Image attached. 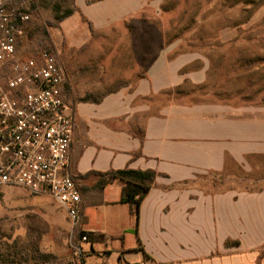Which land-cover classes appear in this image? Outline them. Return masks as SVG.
I'll return each mask as SVG.
<instances>
[{"label":"crops","instance_id":"1","mask_svg":"<svg viewBox=\"0 0 264 264\" xmlns=\"http://www.w3.org/2000/svg\"><path fill=\"white\" fill-rule=\"evenodd\" d=\"M76 6L79 11L61 23V38L54 35L75 116L69 170L74 177L123 169L157 173L140 208L138 232L135 219L131 228L138 245L130 246L126 256L139 259L119 257L117 264H258L264 189L206 194L191 183L199 174L223 172L227 159L246 168L251 159L264 157V103L171 98L188 82L208 84L210 60L198 53L173 55L176 45L164 44L155 25L137 17L145 7L132 11L114 0L93 5L76 0ZM120 26L128 31L115 33ZM113 40L120 41L119 48H110ZM119 59L124 65H116ZM195 63L201 65L190 69ZM83 183L93 187L96 181ZM123 185L107 186L102 205L129 206L120 203ZM99 201L92 191L83 198L84 229L97 233L91 243L95 255L102 253L95 247L107 237L90 226L87 213ZM174 228L187 246L200 250L185 259L159 257L152 238L161 245L164 233ZM121 233L124 241L127 232ZM228 241L239 244L228 247ZM140 245L145 253L137 250ZM106 255L108 264L111 256Z\"/></svg>","mask_w":264,"mask_h":264},{"label":"rangeland","instance_id":"2","mask_svg":"<svg viewBox=\"0 0 264 264\" xmlns=\"http://www.w3.org/2000/svg\"><path fill=\"white\" fill-rule=\"evenodd\" d=\"M24 2L30 19L23 27L20 51L28 57L32 51L50 47L51 41L55 43L54 35L60 39L61 33L58 31L60 26H49L48 21L52 19L50 9L43 10L37 17L30 14V1ZM116 3L129 6L132 11L145 7L137 17L152 22L162 35L164 44L176 45L173 55L198 53L210 60L208 84L198 86L188 82L172 92L171 98L192 103L208 100L233 105L264 103V0H114ZM40 27L43 28L38 30ZM127 31L125 26L114 30L117 34ZM109 43L110 48L120 47L119 40ZM123 63L119 59L116 65ZM200 65L195 63L190 69ZM130 69L129 63L128 71ZM114 81L117 80L112 79ZM250 164L244 168L232 162L224 172L199 174L191 187L206 194L232 189L256 193L264 189V157L251 159ZM90 179L98 180L95 176ZM115 197L113 192L111 198ZM93 199L96 200V197ZM87 217L90 226L102 230L107 237L105 244L95 247L102 253L95 255L88 246L87 260L90 264H106L107 252L111 256L108 264H117L119 257L122 260L139 259V256H126L130 246L138 245L131 230L134 217L129 206L92 207ZM71 228L67 213L51 197L32 195L16 187L1 189L0 264H34L40 254L65 258L70 253L68 241ZM124 231L127 233L123 241L119 235ZM164 234L165 237L160 234L164 238L162 246L160 239L152 238L151 246L159 257L185 259L200 250L187 246L182 240L183 233L175 228ZM259 252L264 255V247ZM254 254L248 253V256Z\"/></svg>","mask_w":264,"mask_h":264},{"label":"built area","instance_id":"3","mask_svg":"<svg viewBox=\"0 0 264 264\" xmlns=\"http://www.w3.org/2000/svg\"><path fill=\"white\" fill-rule=\"evenodd\" d=\"M25 0H0V192L16 187L49 196L72 226L70 253L34 264H90L94 231L82 225V196L69 170L75 116L64 86V71L48 53L21 57L18 45L30 15ZM94 253V252H93Z\"/></svg>","mask_w":264,"mask_h":264},{"label":"trees","instance_id":"4","mask_svg":"<svg viewBox=\"0 0 264 264\" xmlns=\"http://www.w3.org/2000/svg\"><path fill=\"white\" fill-rule=\"evenodd\" d=\"M31 4V11L30 14H35L37 17H40L42 14V11L45 9H50L52 13V19L48 22H50L49 26H61V23L66 20L67 18L73 16L75 13L79 11L78 7L76 6V0H29ZM88 5H93L95 3L104 1V0H86ZM43 28V27H42ZM41 27L38 28V30L42 29ZM46 38H48V35L45 34ZM50 47L45 49H39L36 51H32L29 58L37 59L38 61L41 60L43 53H48L52 58L59 61L58 56V49L54 42L51 41L49 43ZM21 48V41L18 45V55L21 57H24L20 51ZM87 100V99H86ZM234 161L227 159V163L225 166L224 171L227 169L228 165ZM223 171V172H224ZM91 176H95L98 178L96 183L93 185V187H87L84 185V181ZM157 178V173L154 171H141V170H133V169H123V170H117V171H110L107 173H98V172H91L83 176H75L74 181L77 184L79 191L82 196V201L84 196L92 191L93 193H96L100 197L99 204H104L102 200V195L104 193V190L107 188V186L113 184L116 181L123 182L122 192H121V199L120 203L127 204L130 206L132 210V215L135 219V233L138 232V223H139V216H140V208L145 200V198L148 196L150 191L155 186V181ZM233 190V189H232ZM263 190V189H262ZM262 190H259L257 192H260ZM230 191V190H229ZM246 191V190H243ZM249 192V191H246ZM96 197V196H95ZM83 206V202H82ZM83 227H84V220L82 225L77 227L75 229V239L79 240L83 235ZM97 236V233L93 234L92 239ZM238 242H232L228 241L227 246L232 247L238 245ZM143 253L144 250L142 246L137 249ZM53 259L50 255L40 254L38 259L39 261H45ZM264 259V255L261 254L259 256V262Z\"/></svg>","mask_w":264,"mask_h":264}]
</instances>
